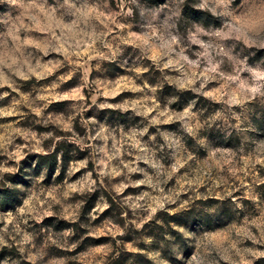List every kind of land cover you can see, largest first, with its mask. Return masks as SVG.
I'll list each match as a JSON object with an SVG mask.
<instances>
[{
	"label": "clouds",
	"instance_id": "9594fccd",
	"mask_svg": "<svg viewBox=\"0 0 264 264\" xmlns=\"http://www.w3.org/2000/svg\"><path fill=\"white\" fill-rule=\"evenodd\" d=\"M0 264H264V0H0Z\"/></svg>",
	"mask_w": 264,
	"mask_h": 264
}]
</instances>
